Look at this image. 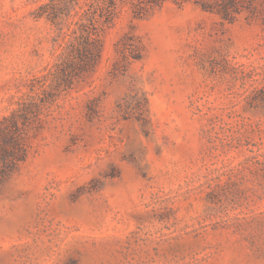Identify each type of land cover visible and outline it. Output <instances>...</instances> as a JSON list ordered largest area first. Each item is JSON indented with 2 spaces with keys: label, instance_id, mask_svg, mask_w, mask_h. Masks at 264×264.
Returning a JSON list of instances; mask_svg holds the SVG:
<instances>
[{
  "label": "rangeland",
  "instance_id": "rangeland-1",
  "mask_svg": "<svg viewBox=\"0 0 264 264\" xmlns=\"http://www.w3.org/2000/svg\"><path fill=\"white\" fill-rule=\"evenodd\" d=\"M47 1L0 0V119L44 99L0 183V264H264V0L231 22L121 4L70 85Z\"/></svg>",
  "mask_w": 264,
  "mask_h": 264
},
{
  "label": "trees",
  "instance_id": "trees-1",
  "mask_svg": "<svg viewBox=\"0 0 264 264\" xmlns=\"http://www.w3.org/2000/svg\"><path fill=\"white\" fill-rule=\"evenodd\" d=\"M80 1L48 0L34 14L55 26V41L59 40L61 47L53 70L58 85L61 81L70 85L75 78L84 80L95 71L102 51L99 32L112 22L121 4H128L134 16L140 18L165 0H83L81 4ZM173 1L179 4L191 1L204 11L220 14L228 22L235 19L244 3V0ZM131 55L139 58L138 48ZM40 101L44 104L43 97ZM17 104V108L0 119V183L26 159L30 138L40 123V104L26 99Z\"/></svg>",
  "mask_w": 264,
  "mask_h": 264
}]
</instances>
